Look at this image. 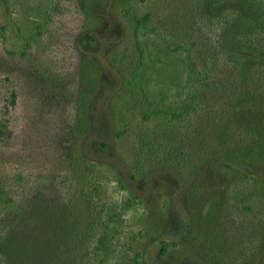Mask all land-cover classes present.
I'll use <instances>...</instances> for the list:
<instances>
[{
  "label": "rangeland",
  "instance_id": "obj_1",
  "mask_svg": "<svg viewBox=\"0 0 264 264\" xmlns=\"http://www.w3.org/2000/svg\"><path fill=\"white\" fill-rule=\"evenodd\" d=\"M145 13L213 59L187 127L143 121L125 84ZM51 16L14 54L0 3V185L21 207L0 264H264V0H56ZM129 192L141 202L101 263Z\"/></svg>",
  "mask_w": 264,
  "mask_h": 264
},
{
  "label": "trees",
  "instance_id": "obj_2",
  "mask_svg": "<svg viewBox=\"0 0 264 264\" xmlns=\"http://www.w3.org/2000/svg\"><path fill=\"white\" fill-rule=\"evenodd\" d=\"M30 1V5L24 11L18 9L16 15H12L11 0H0L8 14L3 29L6 39L12 42L8 49L11 53L24 55L27 47L32 42H37L50 25L51 8L56 0ZM134 37L133 64L125 84L137 94L143 108L141 119L144 121L150 117L164 120L171 118L176 123L183 118L188 123L187 127L190 119L201 118L198 110L203 98V85L207 70L213 65V59L198 51L194 43L188 44L180 40L178 30L169 32L159 28L151 22L148 13L136 18ZM230 60L234 65L242 61L240 59L236 61L234 58ZM199 62L205 67L198 66ZM174 131L173 129L172 134ZM195 136L198 138V134L195 133ZM199 138L201 139V136ZM169 145L173 148L172 151L179 150L174 138L169 141ZM173 155L175 154H169L170 159H173ZM120 185L124 187L122 181ZM140 202L141 199L132 192L121 198L117 211L110 215L104 229L95 240L92 250L97 257L100 256L99 262L102 263L108 255L111 239L118 232V226L122 222V214L127 210H136ZM20 209V205L0 185V231L8 223V215L18 214ZM165 250L166 243H163L161 251Z\"/></svg>",
  "mask_w": 264,
  "mask_h": 264
}]
</instances>
